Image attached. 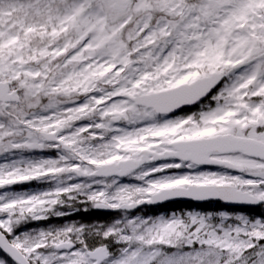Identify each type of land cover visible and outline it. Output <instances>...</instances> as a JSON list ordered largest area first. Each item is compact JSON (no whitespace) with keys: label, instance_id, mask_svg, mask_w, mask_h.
Returning <instances> with one entry per match:
<instances>
[{"label":"snow or ice","instance_id":"obj_1","mask_svg":"<svg viewBox=\"0 0 264 264\" xmlns=\"http://www.w3.org/2000/svg\"><path fill=\"white\" fill-rule=\"evenodd\" d=\"M0 264H264V0H0Z\"/></svg>","mask_w":264,"mask_h":264},{"label":"trees","instance_id":"obj_2","mask_svg":"<svg viewBox=\"0 0 264 264\" xmlns=\"http://www.w3.org/2000/svg\"><path fill=\"white\" fill-rule=\"evenodd\" d=\"M32 189L36 190V188L39 187L35 182L32 184ZM220 204H206L202 206H196L192 203L182 204V203H176L169 205L167 207L159 208V209H147L146 211L149 212H157L158 214L160 212H170V211H179V210H201V211H209V210H216L220 209ZM226 210V209H225ZM115 213H105V212H92L88 215H74L66 218H59V219H53L49 222H38L34 226L37 227H47L49 225L51 226H60L62 224L71 222V221H83V222H96V221H110L111 219L115 218Z\"/></svg>","mask_w":264,"mask_h":264},{"label":"water","instance_id":"obj_3","mask_svg":"<svg viewBox=\"0 0 264 264\" xmlns=\"http://www.w3.org/2000/svg\"><path fill=\"white\" fill-rule=\"evenodd\" d=\"M176 202H182V203L192 202V203H195V204H198V205H202V204H206L207 203V202H195V201L181 200V201L169 202V203H166L165 205H168V204H171V203H176ZM148 207H158V206H148Z\"/></svg>","mask_w":264,"mask_h":264},{"label":"rangeland","instance_id":"obj_4","mask_svg":"<svg viewBox=\"0 0 264 264\" xmlns=\"http://www.w3.org/2000/svg\"><path fill=\"white\" fill-rule=\"evenodd\" d=\"M34 190V189H33ZM151 213H153V214H158L157 212H151Z\"/></svg>","mask_w":264,"mask_h":264}]
</instances>
